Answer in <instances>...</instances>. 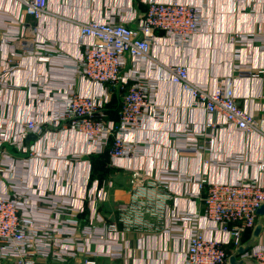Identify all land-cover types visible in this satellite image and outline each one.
I'll use <instances>...</instances> for the list:
<instances>
[{
  "label": "crops",
  "instance_id": "crops-1",
  "mask_svg": "<svg viewBox=\"0 0 264 264\" xmlns=\"http://www.w3.org/2000/svg\"><path fill=\"white\" fill-rule=\"evenodd\" d=\"M176 1L202 9L200 30L187 44L157 32L148 61L138 66L129 62L125 74L139 72L157 83L153 100L162 118L145 117L128 137L135 148L131 158L113 161V140L103 151L95 150L67 122L56 128L50 121L56 112L65 111L70 95L102 91L77 75L80 27L105 20L132 25L148 11L147 4L143 0H48L47 13L38 20L21 19L15 1L0 0V131L10 139L0 157V197L19 202L26 220L35 227H52L58 233L56 241L85 248L66 262L37 255L35 264H184L191 227L183 221L175 223L174 218L197 213V224L206 236L218 237L206 231L203 220L204 192L198 187L202 178L222 184L250 180L264 186V169L259 168L264 164V0ZM42 45L46 51L40 50ZM39 56L49 60L41 61ZM169 65L187 67L190 82L201 89L231 85L239 107L255 117L258 130L245 133L224 125L218 114L191 109L190 94L169 81ZM7 67L10 73L4 74ZM240 69L256 77H241ZM124 89V85L111 89L100 112L104 123L119 124ZM28 121L41 126L43 134L29 145L28 135L23 147L13 145L25 135ZM210 122L216 124L214 129L207 127ZM195 142L196 153H181ZM135 173L140 175L138 181L142 177L160 181L150 191L153 197L169 196L165 219L142 216L140 223L152 229L141 224L127 229L128 221L137 222L135 215H128L134 204ZM165 178L171 180L162 182ZM147 182L141 181L142 189L151 190ZM96 183L107 195L91 203L89 195ZM109 225H116L117 234L107 231ZM258 225L260 236L254 238L255 229L246 232L241 248L264 244V216H258ZM116 249L123 251L124 259L106 256ZM239 249L228 247L229 258L256 264L239 255Z\"/></svg>",
  "mask_w": 264,
  "mask_h": 264
},
{
  "label": "built area",
  "instance_id": "built-area-1",
  "mask_svg": "<svg viewBox=\"0 0 264 264\" xmlns=\"http://www.w3.org/2000/svg\"><path fill=\"white\" fill-rule=\"evenodd\" d=\"M13 1L19 6L21 19L29 16L41 20L47 13L48 0ZM232 1L244 3L245 0ZM143 2L147 4L148 11L134 20L132 25L105 20L91 21L80 27L78 43L82 52L76 62L77 75L83 80L99 85L102 91L96 95H70L65 111L56 112L50 121L56 128L67 122L73 130L85 135L87 144L95 150L103 151L113 140L110 153L113 161L131 158L135 148L128 137L131 131L141 127L145 117L151 116L157 120L162 118V113L153 100L157 83L143 77L139 72L125 74L129 62L138 66L143 61H148L152 46L158 39L157 32L176 43L187 44L199 32L203 21L202 9L176 0ZM40 50L46 51L47 47L42 45ZM39 59L45 62L49 60L47 56H39ZM10 70L7 67L4 74L10 73ZM238 72L241 77H256L251 76L245 69ZM167 77L171 83L190 94L191 109H202L209 116L218 114L222 117L224 125L245 133L258 130L255 117L239 107L231 85L229 88L218 85L213 90L201 89L190 82L189 70L181 65H169ZM118 85L126 87L122 94L119 124L104 123L100 112L109 101L111 89ZM215 126L213 122L207 124L208 128L214 129ZM43 131L35 121H28L24 128L25 135L12 144L23 147L25 136L31 133L42 135ZM7 141H10L9 137L0 131V157L3 156V145ZM197 151L195 142L190 143L181 153L193 155ZM259 168L264 169V164ZM132 177L135 189L132 198L134 204L128 215H135L137 222L128 221L127 229L139 224L152 229V225L140 223L142 216L146 213L157 220L165 219V202L169 196L153 197L150 194V191L160 185V181H149L151 178L148 177H142L138 181L140 175L137 173ZM170 180L171 178H165L162 182ZM141 181H148L147 188L151 190L142 189L144 186ZM95 186L96 189L89 195L91 203L97 199L104 200L107 195L106 191L98 189L97 183ZM198 187L199 191L204 192L203 220L207 225L206 231L217 233L218 237L206 236V232L197 224V213L174 218L175 223L183 221L191 227L184 264H230L228 247L241 248L243 235L257 227L258 211L264 206V186L250 180L222 184L209 183L202 178ZM22 209L19 202L0 197V264H35L34 258L37 255L44 258L55 257L58 261L66 262L85 250L84 245L75 246L71 241L56 243L54 236L58 233L52 227H35L26 220ZM125 217L127 220L128 216ZM107 231L117 234L116 225H109ZM106 256L114 261L125 258L121 249L110 250ZM243 258L253 260L256 264H264V244L249 250Z\"/></svg>",
  "mask_w": 264,
  "mask_h": 264
},
{
  "label": "water",
  "instance_id": "water-1",
  "mask_svg": "<svg viewBox=\"0 0 264 264\" xmlns=\"http://www.w3.org/2000/svg\"><path fill=\"white\" fill-rule=\"evenodd\" d=\"M37 140V136L34 134H28L26 137V143L29 145L31 142H34ZM258 216H264V206L258 211ZM262 232V226L258 225L254 231V238H258ZM252 243H250L247 247L245 248H240L238 251V254L243 256L245 255L251 247ZM230 264H243L242 262H237L235 257H231L230 259Z\"/></svg>",
  "mask_w": 264,
  "mask_h": 264
},
{
  "label": "rangeland",
  "instance_id": "rangeland-1",
  "mask_svg": "<svg viewBox=\"0 0 264 264\" xmlns=\"http://www.w3.org/2000/svg\"><path fill=\"white\" fill-rule=\"evenodd\" d=\"M56 243H58V241L55 240ZM60 242V241H59Z\"/></svg>",
  "mask_w": 264,
  "mask_h": 264
}]
</instances>
